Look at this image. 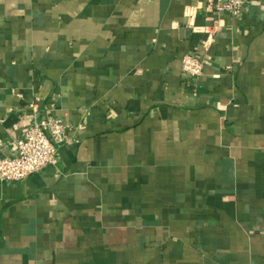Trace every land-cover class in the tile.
Wrapping results in <instances>:
<instances>
[{
    "label": "crops",
    "instance_id": "crops-1",
    "mask_svg": "<svg viewBox=\"0 0 264 264\" xmlns=\"http://www.w3.org/2000/svg\"><path fill=\"white\" fill-rule=\"evenodd\" d=\"M207 5L0 0V156L65 126L0 181V264H264V0Z\"/></svg>",
    "mask_w": 264,
    "mask_h": 264
},
{
    "label": "built area",
    "instance_id": "built-area-1",
    "mask_svg": "<svg viewBox=\"0 0 264 264\" xmlns=\"http://www.w3.org/2000/svg\"><path fill=\"white\" fill-rule=\"evenodd\" d=\"M246 5V0H225L217 2L208 0V9L226 11L232 15H240ZM183 71L192 80L198 79L204 71V61L201 57L186 55L182 60ZM30 108L38 112L35 103ZM65 131L63 120L46 116L33 120L23 128L15 140L16 151L11 155L0 156V181H20L41 171L53 163L57 156L56 142Z\"/></svg>",
    "mask_w": 264,
    "mask_h": 264
},
{
    "label": "clouds",
    "instance_id": "clouds-1",
    "mask_svg": "<svg viewBox=\"0 0 264 264\" xmlns=\"http://www.w3.org/2000/svg\"><path fill=\"white\" fill-rule=\"evenodd\" d=\"M253 2L255 3L256 2V0H253ZM187 14V13H186ZM189 26H191V24L189 25ZM172 27L173 28H178L179 27V24H178V22H173V24H172ZM209 42H211V39L209 40Z\"/></svg>",
    "mask_w": 264,
    "mask_h": 264
}]
</instances>
